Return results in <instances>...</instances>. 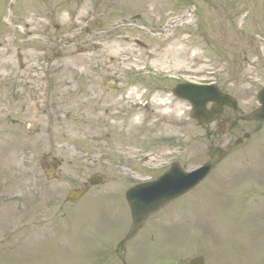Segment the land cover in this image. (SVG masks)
Returning a JSON list of instances; mask_svg holds the SVG:
<instances>
[{
  "label": "rangeland",
  "instance_id": "1",
  "mask_svg": "<svg viewBox=\"0 0 264 264\" xmlns=\"http://www.w3.org/2000/svg\"><path fill=\"white\" fill-rule=\"evenodd\" d=\"M185 82L217 83L238 114L258 107L264 0H0V264H264V123L199 126L171 93ZM244 133L127 240L121 263L124 192ZM55 159L62 181H47Z\"/></svg>",
  "mask_w": 264,
  "mask_h": 264
},
{
  "label": "water",
  "instance_id": "2",
  "mask_svg": "<svg viewBox=\"0 0 264 264\" xmlns=\"http://www.w3.org/2000/svg\"><path fill=\"white\" fill-rule=\"evenodd\" d=\"M173 94L182 100L191 104V117L200 125L207 124L214 115L222 111L223 106L235 108V101L224 94L218 92L214 86H193L189 84L177 86ZM257 100L260 108L242 117L244 121L264 122V88L257 94ZM213 103L210 110L206 109L207 103ZM244 135L243 138H247ZM243 138L237 139L228 147V151L238 148L242 145ZM225 156L224 151L213 155L200 168L190 172H182L177 165L173 164L170 171L161 176L154 182L143 183L129 189L125 198L130 209L133 232L138 230L143 219L150 213L158 210L169 201L187 193L200 183L210 172V170ZM99 177L89 179V185L94 186L100 183ZM88 187L71 190L66 200L73 202L79 200L86 192ZM191 264H203L202 261H191Z\"/></svg>",
  "mask_w": 264,
  "mask_h": 264
},
{
  "label": "flooded vegetation",
  "instance_id": "3",
  "mask_svg": "<svg viewBox=\"0 0 264 264\" xmlns=\"http://www.w3.org/2000/svg\"><path fill=\"white\" fill-rule=\"evenodd\" d=\"M236 120L239 121L238 113L237 112H233L229 108H226V109L223 110L221 115L214 117L212 122L215 121L217 123V127H218L217 128L218 129L217 132H219V130L222 129L223 130L222 133H225L228 128H231L234 125L233 123ZM219 148L220 147H216V149L214 148V151L219 149ZM50 166L52 167V163L47 164L45 167H47V169H49ZM54 168H55V166H54ZM121 254H122V252H121Z\"/></svg>",
  "mask_w": 264,
  "mask_h": 264
}]
</instances>
